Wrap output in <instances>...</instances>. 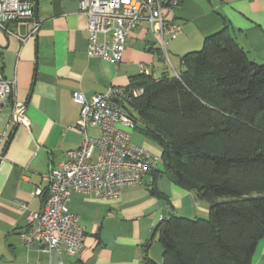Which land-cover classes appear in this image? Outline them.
Wrapping results in <instances>:
<instances>
[{
	"label": "crops",
	"instance_id": "0c3cea01",
	"mask_svg": "<svg viewBox=\"0 0 264 264\" xmlns=\"http://www.w3.org/2000/svg\"><path fill=\"white\" fill-rule=\"evenodd\" d=\"M79 2L35 0L34 18L10 25L19 37L0 29V69L16 81L15 101L26 105L29 119L28 125L14 124L11 103L0 108V264H161L164 247L151 231L163 214L204 217L210 207L162 173L151 188L147 183L130 187L114 200L73 192L67 206L86 233L79 253H49L37 243H23L30 213L44 208L49 183L43 175L59 168L84 137L77 125L81 104L73 92L90 99L111 85L128 87L132 76L143 73L142 63L155 78L177 75L182 56L201 49L205 37L225 25L251 58L264 62V0H182L176 9L182 32L167 44L170 64L148 22L129 38L121 63L90 57L89 19ZM34 23L39 26L32 33ZM87 129L93 136L101 134L98 126ZM253 264H264V238Z\"/></svg>",
	"mask_w": 264,
	"mask_h": 264
},
{
	"label": "trees",
	"instance_id": "16d2710c",
	"mask_svg": "<svg viewBox=\"0 0 264 264\" xmlns=\"http://www.w3.org/2000/svg\"><path fill=\"white\" fill-rule=\"evenodd\" d=\"M232 34L225 25L207 35L177 75L132 76L127 88L143 92L121 103L161 146L154 178L165 174L210 205L207 218L159 221L161 264H253L264 238V62Z\"/></svg>",
	"mask_w": 264,
	"mask_h": 264
},
{
	"label": "built area",
	"instance_id": "2783aa9c",
	"mask_svg": "<svg viewBox=\"0 0 264 264\" xmlns=\"http://www.w3.org/2000/svg\"><path fill=\"white\" fill-rule=\"evenodd\" d=\"M181 2L80 0L79 10L89 19L86 54L121 63L129 38L144 22H148L155 41L171 63L167 44L183 29L176 21V9ZM35 9V0H0V29L17 35L10 25L33 19ZM38 26L34 23L32 33ZM141 68L144 73H150L146 64L142 63ZM142 92V88L128 89L116 85L90 99L80 91L73 92L74 101L81 104L77 125L84 137L77 148L67 151V159L59 168H52L43 175L49 183L46 200L41 211L30 213V227L21 233L26 246L37 243L49 253H79L86 233L79 216L67 206L71 194L89 193L97 198L114 200L120 198L127 188L146 183L149 171L156 169L161 155L132 142L128 129L135 130L137 122L121 104ZM15 94L16 81L6 78L0 69V108L11 103L10 120L14 124L28 125L26 105L15 101ZM90 126L100 128L99 137L88 132ZM37 192L41 193V189Z\"/></svg>",
	"mask_w": 264,
	"mask_h": 264
},
{
	"label": "rangeland",
	"instance_id": "374dc122",
	"mask_svg": "<svg viewBox=\"0 0 264 264\" xmlns=\"http://www.w3.org/2000/svg\"><path fill=\"white\" fill-rule=\"evenodd\" d=\"M168 62V60H167ZM169 63V62H168ZM170 64V63H169ZM133 113H135V110L130 107L129 108ZM128 131L131 133L132 135V142L134 144H138V145H143L145 146V143L146 142H149L150 144V147H148V149L155 155H161L162 153V149H161V146L153 139H151L150 137H148L145 133V130H144V126L143 124H140L139 126H137V128L135 130H132V129H128ZM146 147V146H145ZM164 166V163H163V160L161 158V160L159 161L156 169H161L163 168ZM167 177V176H166ZM166 177L165 180L167 179ZM181 213L178 212V215L177 216H184V215H180ZM209 216L206 215L204 216L203 218H207ZM184 217H187V216H184Z\"/></svg>",
	"mask_w": 264,
	"mask_h": 264
},
{
	"label": "water",
	"instance_id": "95a60500",
	"mask_svg": "<svg viewBox=\"0 0 264 264\" xmlns=\"http://www.w3.org/2000/svg\"><path fill=\"white\" fill-rule=\"evenodd\" d=\"M153 171L151 170V171H149V175H148V177H147V179H146V183H147V185L151 188V186H152V183H153ZM164 213V212H163ZM163 216H166V213H164L163 214ZM154 232H155V228H153V230L151 231V235H153L154 234Z\"/></svg>",
	"mask_w": 264,
	"mask_h": 264
}]
</instances>
